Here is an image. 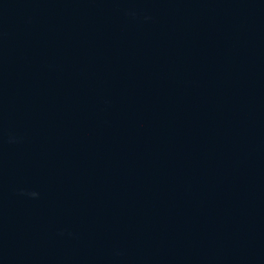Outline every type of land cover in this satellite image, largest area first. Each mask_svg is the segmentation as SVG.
<instances>
[{
  "label": "water",
  "instance_id": "1",
  "mask_svg": "<svg viewBox=\"0 0 264 264\" xmlns=\"http://www.w3.org/2000/svg\"><path fill=\"white\" fill-rule=\"evenodd\" d=\"M0 264H264V0H0Z\"/></svg>",
  "mask_w": 264,
  "mask_h": 264
},
{
  "label": "clouds",
  "instance_id": "2",
  "mask_svg": "<svg viewBox=\"0 0 264 264\" xmlns=\"http://www.w3.org/2000/svg\"><path fill=\"white\" fill-rule=\"evenodd\" d=\"M31 195L35 196V195H36V193H32Z\"/></svg>",
  "mask_w": 264,
  "mask_h": 264
}]
</instances>
